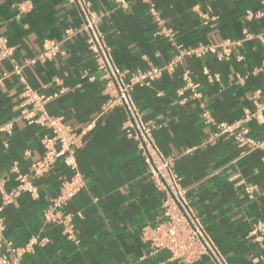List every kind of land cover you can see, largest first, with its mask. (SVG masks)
I'll return each instance as SVG.
<instances>
[{"label":"crops","instance_id":"1","mask_svg":"<svg viewBox=\"0 0 264 264\" xmlns=\"http://www.w3.org/2000/svg\"><path fill=\"white\" fill-rule=\"evenodd\" d=\"M88 1L102 15L103 41L126 83L137 72L161 70L150 86L136 84L132 103L141 121L154 126L159 150L175 159L188 205L220 257L227 264H264V237L253 233L264 224V108L258 110L264 105V0H126V7L118 0ZM82 25L79 8L68 0H0V37L12 49L0 60V74L12 73L45 41L59 42L67 29ZM87 39L78 33L64 43L63 55L0 86L5 193L15 192L18 175L29 176L44 157L49 134L21 117L26 87L44 95L62 92L46 109L51 119L82 133L76 158L84 182L66 206L54 208L52 201L73 176L59 161L36 179L37 197L21 192L5 206L4 238L20 250L19 264H178L167 252H152L148 237L160 222L165 196L148 175L126 109L105 110L115 89ZM235 42L227 59L186 54ZM247 112L254 114L246 124L249 136L259 144L251 152L231 136L217 138L220 124L241 121ZM9 124L11 134L2 130ZM2 201L0 193V206ZM194 264L216 262L204 256Z\"/></svg>","mask_w":264,"mask_h":264},{"label":"built area","instance_id":"2","mask_svg":"<svg viewBox=\"0 0 264 264\" xmlns=\"http://www.w3.org/2000/svg\"><path fill=\"white\" fill-rule=\"evenodd\" d=\"M77 5L82 18L83 25L77 29H67L64 38L59 41H45L40 53L33 59L25 60L22 64L15 66L14 71L0 74V86L6 82L13 74L20 75L21 72L38 63H45L63 55V45L80 32L88 35L87 44L93 53L98 69L102 72L103 78L109 86L115 89L113 98L108 102L105 110H111L122 106L126 109L128 119L127 128L135 132L138 149L145 158L148 167V175L157 190L165 196L163 202V212L160 222L151 231L148 240L152 252L158 254L167 252L169 261L178 264H194L204 256L212 257L216 264H227L219 255L216 247L208 237L203 225L190 209L186 190L181 186V179L175 171V159L164 155L156 146L153 131L154 126L141 121L140 115L132 103V92L136 84L141 87L150 86L161 70L142 73L137 72L135 78L126 83L124 72L114 63L110 48L104 43L100 32L102 15L92 9L88 0H68ZM118 5L126 7V0H118ZM20 11H27L26 6L20 5ZM154 15L156 13L153 10ZM248 15H251L248 12ZM238 43H230L224 47L216 45L200 46L187 52V55L204 56L207 54H217L220 60L227 59L230 47ZM222 49L221 52L219 50ZM12 49L8 47L7 41L0 37V60L9 57ZM172 66V65H171ZM62 92L53 95H44L30 87L24 88L20 95L21 117L27 120L29 125L39 124L49 130V134L43 138L44 157L31 166V174L18 175V186L15 192L6 194L4 184L0 182V193L3 197L0 206V264H19L20 250L13 246L10 241L4 238V224L2 212L5 206L13 203L21 192H26L33 197H37L38 191L35 186L36 179L50 173L56 164L63 162L73 173L72 179L62 188L60 194L52 201L54 208L66 206L83 188L84 182L77 169L76 151L82 144V133L78 134L73 129L64 124L61 119H51L46 106L55 101ZM257 96L261 91L256 92ZM193 97H197L194 93ZM264 108L258 106V110ZM253 113L247 112L244 119L233 124H220L217 128V138L228 135L231 136L240 147H248L249 151L259 147V144L249 136L250 131L246 127L253 118ZM204 119L210 121V116L206 112ZM92 125L88 127L90 129ZM9 134L12 133L11 124L2 128ZM213 141V139L211 140ZM188 151L190 153L194 151ZM247 152V153H248ZM254 234H258V239L264 237V224L254 229Z\"/></svg>","mask_w":264,"mask_h":264}]
</instances>
